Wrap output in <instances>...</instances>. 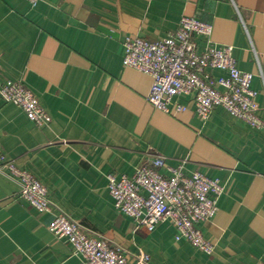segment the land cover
<instances>
[{"label":"crops","instance_id":"0c3cea01","mask_svg":"<svg viewBox=\"0 0 264 264\" xmlns=\"http://www.w3.org/2000/svg\"><path fill=\"white\" fill-rule=\"evenodd\" d=\"M183 14L211 24L210 40L252 74L262 128L220 106L201 120L192 96L176 114L147 101L152 79L123 66V42L164 38ZM2 80L23 82L52 117L39 126L0 96V152L44 183L52 207L38 212L0 173V264H81L48 230L59 210L152 264H264V0H0ZM156 155L164 175L182 166L224 186L197 224L212 254L175 240L170 220L149 231L115 209L106 175L130 177Z\"/></svg>","mask_w":264,"mask_h":264},{"label":"built area","instance_id":"2783aa9c","mask_svg":"<svg viewBox=\"0 0 264 264\" xmlns=\"http://www.w3.org/2000/svg\"><path fill=\"white\" fill-rule=\"evenodd\" d=\"M26 1L35 7L40 0ZM211 33V24L183 14L176 28L164 38L126 37L122 64L151 77L147 101L157 110L182 112L186 107L178 98L192 96L195 113L201 120H206L220 106L247 125L262 128L263 122L257 115V92L250 86L252 74L240 70L233 47L213 43ZM199 36L205 39L201 49H198ZM215 69L224 71L225 76L213 79L211 73ZM0 96L18 106L29 121L39 126L52 120L36 94L23 82L2 80ZM165 166V158L156 155L145 159L130 177L107 174L115 209L149 231L158 223L170 220L175 227V240H185L195 249L212 254L214 244L203 237L197 224L215 216L224 186L218 179L198 171L186 175L182 166L169 167L170 174L164 175L160 168ZM0 173L16 182L19 197L31 207L38 212L51 211L52 202L44 183L17 167L2 152ZM48 230L71 245L81 264H152L148 253L131 254L62 210L53 215Z\"/></svg>","mask_w":264,"mask_h":264}]
</instances>
